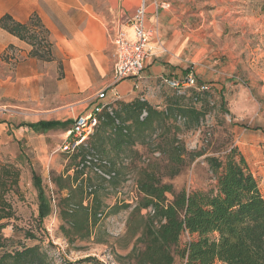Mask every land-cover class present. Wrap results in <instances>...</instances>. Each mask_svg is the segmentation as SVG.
Instances as JSON below:
<instances>
[{"label":"rangeland","instance_id":"1","mask_svg":"<svg viewBox=\"0 0 264 264\" xmlns=\"http://www.w3.org/2000/svg\"><path fill=\"white\" fill-rule=\"evenodd\" d=\"M171 5H174L179 15L186 18L183 22L170 25L163 22L164 40L173 39L176 30L182 35L192 30L201 35L200 39L189 42L184 49L183 72L195 74L194 67L199 62L205 64V60L212 62L214 68L219 67V60L223 62L226 58L224 54L217 53L212 58L206 55L217 51L221 44L231 41L244 48L239 70L234 76L226 78L219 87H212L199 102L191 99L190 93L186 96L177 95L160 78L155 79V86L150 93L151 105L159 110H165L168 104L178 101L185 106L194 105L204 113L197 128L186 127L183 121L176 119L179 114L175 111L177 115H173L161 130L155 133L148 131L147 136L141 139L137 137L135 145L123 143L121 154H115L116 149L112 144L120 140V137L112 135L111 126L101 125L99 133L95 131V140L104 145L105 151L95 147L94 142L89 147L112 160L118 176L111 182H105L93 172L85 177L87 174L83 176L75 170L79 157L86 150L73 156L60 150L71 128L43 135L27 133L35 137L33 140L39 150L33 149L32 140L24 139L20 143L12 138L5 140L0 149V160L15 163L21 169V178L18 192L10 195L16 216L6 221L5 227L0 229V243L4 250L15 251L44 240L40 244L42 250H45L46 244L53 246L52 254L58 264L62 260L73 264H136V253L131 252L134 246L141 250L145 246L138 238L144 229V218L150 211H134L143 197L137 190V182L146 177V170L157 174L163 183H172L176 192L182 189L188 192H207L215 187L217 174L210 169L205 158L217 156L225 161L227 153L235 147L246 157L264 194V0H176ZM173 8L167 11L166 18H171ZM192 9L195 10L194 16L189 14ZM203 14L212 20L215 17L214 23L207 22L202 26ZM154 26L155 35L161 36L158 32L159 23ZM161 38L157 40V45L151 43L154 47L153 55L148 60L160 58L155 57L156 49L169 54ZM206 48L210 49L207 54ZM2 61L1 75L6 80H12L16 56L9 48L2 55ZM139 98L146 100L145 95ZM113 107L121 108L118 102ZM38 111L31 100L21 101L12 94L0 92V121L17 128L23 122L39 118ZM163 132L167 133L165 137ZM174 138L180 141L175 142ZM181 145L185 146L184 159L181 164H175L170 161V155ZM161 149L166 150V153L161 152ZM34 150L47 154V160L51 156L57 157L56 164L47 167L39 166V163L32 165V162H36ZM174 168L179 172L170 177ZM33 169L42 177L47 195L52 199V212L45 218L43 225L38 220L39 193L33 182ZM68 176L78 179V187H73L71 192L68 189L61 190L55 184L56 179ZM63 183L75 186L69 178L66 182L59 181L60 185ZM86 184L96 186L92 195L86 191ZM68 195H71L70 201L66 200ZM86 197H89L90 204L87 209L81 204ZM168 198L172 199L173 196L168 194ZM70 204L78 205L73 213L67 211ZM88 210L98 211V221L89 229ZM29 231L35 234L37 240L29 238ZM188 239V235L182 236V248ZM173 250L177 249L174 247ZM89 257L93 259L87 261ZM175 264H185V259L176 254Z\"/></svg>","mask_w":264,"mask_h":264},{"label":"trees","instance_id":"2","mask_svg":"<svg viewBox=\"0 0 264 264\" xmlns=\"http://www.w3.org/2000/svg\"><path fill=\"white\" fill-rule=\"evenodd\" d=\"M0 27L28 42L32 46L30 52L32 57L43 61L54 59V45L50 39V32L38 14H33L26 22L17 21L11 14H5L0 18ZM160 80L167 85L163 79ZM167 86L179 96L190 93L191 99L196 102L202 101L206 93L212 89L209 84L200 83L195 87L182 89ZM116 102L121 108L115 109L114 104H111L112 113L108 108L99 112L98 125L93 134L72 154L78 155L86 150L74 167L83 176L87 174L85 177L89 172H93L105 182H111L118 176L112 160L89 147V144L94 142L95 147L105 151L104 145L95 140L97 139L95 131L99 133L101 125L111 126L112 135L120 137L112 146L116 149L115 154H121L123 143L135 145L138 139L147 136L146 132L155 133L161 130L173 115H177L175 111L179 114L176 119L183 121L189 129L197 128L204 114L196 106H185L180 101L168 104L165 110H159L148 100L139 97L130 102L120 100ZM144 111L146 115L143 114ZM58 124L59 122L41 121L32 123L31 126L36 130H46ZM166 135L167 133L163 132V136ZM174 140L180 141L176 138ZM162 151L166 153V150L161 149ZM184 152L185 146H178L177 151L170 155V161L181 164ZM88 155H97L102 163L108 162V166L106 164L101 166L107 170H114L116 175L111 180H106L92 167L78 168ZM205 160L210 169L217 174L215 187L207 192L201 190L188 192L186 189L176 192L172 183H163L157 174L149 170L145 172L146 177L138 180L137 190L143 197L134 211L141 209L150 211L144 218V229L138 238L145 246L143 250L134 246L131 252L136 253V264H175L176 254L185 259V264H215L218 261L226 264H264V194L246 157L235 147L227 153L225 161L217 156H207ZM178 172L179 170L174 168L170 177ZM20 178L21 169L15 163L0 160V229L5 227L6 221L16 216L10 195L18 192ZM67 178L72 179L75 186L59 184V181L66 182ZM67 178L60 177L56 179L55 184L59 189H68L71 192L73 187H78L76 186L78 179L75 176ZM33 180L39 193L38 220L43 225L45 218L52 212V199L47 195L42 177L35 171ZM95 189V185L86 184V191L90 195ZM168 194L173 198L169 199ZM70 199L71 195H68L66 200ZM81 204L87 209L90 206L89 197L84 198ZM77 207L78 205L72 204L67 211L73 213ZM89 216L88 229L96 225L98 211L89 212ZM29 235L30 239L37 240L32 232L29 231ZM184 235H188L189 239L182 248L181 238ZM43 242L44 240L39 241V244L23 246L15 251L4 250L3 244L0 243V264H58L52 254L53 246L46 244L45 250H42L40 244ZM174 247L176 251L173 250ZM92 259L89 257L87 261ZM59 264L73 263L62 260Z\"/></svg>","mask_w":264,"mask_h":264},{"label":"crops","instance_id":"3","mask_svg":"<svg viewBox=\"0 0 264 264\" xmlns=\"http://www.w3.org/2000/svg\"><path fill=\"white\" fill-rule=\"evenodd\" d=\"M161 1L169 6L158 8L153 0H148L146 27L152 30L153 44H156L159 37L164 40L163 22L170 25L183 22L186 18L179 15L173 8L174 5H171L176 0ZM140 3L141 0H0V18L11 14L17 21L26 22L33 14H38L48 28L54 45V59L43 61L30 55L32 46L28 42L0 27V68L3 67L2 55L8 48L16 56L12 80H6L0 72V92L12 94L21 101L31 100L40 114L39 118L23 122L17 128L0 121V149L5 140L12 138L18 143L24 139L32 140L33 149L39 150L34 143L35 137L32 138L27 133L43 135L51 131L69 130L79 114L94 110L99 104H115L117 100L113 98L114 92H117L120 101L130 102L140 95H145V99L150 101L155 79H181L188 74L189 71L183 72V52L189 42L200 39L201 35L195 30L185 35L176 30L173 39L164 40L169 54L156 49L155 57L160 58L147 61L146 69L139 80L125 79L114 85L113 69L117 57L114 35L122 25L129 38L134 39L128 21ZM171 8V18H166V13ZM189 14L196 15L195 10H190ZM203 17L202 26L215 21V17L213 20L208 15L203 14ZM157 22L161 36L155 35L154 25ZM208 33L209 31L205 34ZM209 51L206 48L205 54ZM217 53L226 57L223 62L222 59L219 60V67L214 68L208 60H205V64L199 62L194 67L198 83L216 88L239 70L244 53L242 45L235 41L223 43L217 51L206 56L212 58ZM165 55L167 57L161 59ZM190 61L193 62V59ZM107 88V98L99 99V93ZM41 121L59 124L46 130H36L31 126L32 123ZM33 152L36 154V162H32V165L39 163V166L47 167L56 164L57 157L51 156L47 160V154L43 155L35 150ZM34 171L36 170H32V178ZM215 264L226 263L218 261Z\"/></svg>","mask_w":264,"mask_h":264},{"label":"built area","instance_id":"4","mask_svg":"<svg viewBox=\"0 0 264 264\" xmlns=\"http://www.w3.org/2000/svg\"><path fill=\"white\" fill-rule=\"evenodd\" d=\"M153 3L158 8L169 6V4L161 0H153ZM147 10L148 0H141L140 5L128 21L129 26L133 30L134 39L129 38L128 32L122 25L116 30L113 39L117 56L113 69L114 85L125 79L139 80L148 59L153 55L154 47L151 45L152 30L146 27ZM163 82L176 89L195 87L198 84V80L193 73H188L181 79L163 78ZM204 88L200 87V89ZM108 90V88L102 90L98 98L102 100L106 99ZM113 98L115 101L118 100L117 92H114ZM110 105L107 103L99 104L94 110L76 116L71 130L68 132V136L61 146V150L66 153H73L81 144L86 142L98 125V113L104 108H108L111 113L113 112ZM146 114L145 112L144 115ZM101 164L109 165L106 161L102 163L97 155H88L78 168L92 167L97 174L106 180H111L116 175V172L114 170H107ZM89 190L91 191L92 188Z\"/></svg>","mask_w":264,"mask_h":264}]
</instances>
